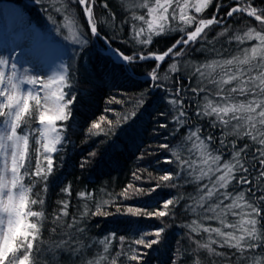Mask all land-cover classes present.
I'll return each mask as SVG.
<instances>
[{
    "label": "snow or ice",
    "instance_id": "obj_1",
    "mask_svg": "<svg viewBox=\"0 0 264 264\" xmlns=\"http://www.w3.org/2000/svg\"><path fill=\"white\" fill-rule=\"evenodd\" d=\"M120 4L126 15L119 25L112 23L115 14L107 2L48 0L44 7L49 12L47 19L56 24L54 17L59 16L62 22L58 30H65L64 38L81 49H86L91 36L101 34L96 7L108 11L110 27L117 31L122 25L129 27L125 44L139 45L141 50L132 54L114 50V54L129 64L150 59L156 62L149 73L155 82L153 86L171 93L168 103L175 110L173 122L187 133L180 148L172 151L165 161L175 164L176 171H166L154 182L149 176L145 181L150 184L148 188L130 182L118 194L107 193L109 199L95 202V211L88 203L94 201V194L80 191L78 196L85 198V203L79 216L69 212L68 199L59 201L57 211L48 213L45 197L49 178L54 175L77 102L72 83L75 70L62 63L59 70L41 76L22 68L12 55L0 54V264H60L58 257L64 255L70 264H126V261L143 264L146 253L133 245L153 249L161 243L165 227L155 231L141 229L138 238L131 241L112 232L93 242L103 246L93 253L92 245H85L75 235L85 233L79 224L90 215L129 214L162 219L174 215L175 207L185 199L192 201L187 208L196 214V219L187 225L194 244L192 264H202L198 258L202 251L228 264H264V185L254 176L257 163L264 167V8L252 6V0H237V6L229 9L228 17L246 14L258 23L242 32L228 35L229 29L225 28L218 34L229 45L237 42L236 53L224 57L223 51L214 45L205 49L218 58L193 66L196 86L185 94L190 91L198 99L189 102L181 95L184 90L178 80L173 82L175 91L161 82L170 79L167 74L160 76L161 63L182 56L193 45L203 47L209 43L208 31L223 23L216 13L226 5L215 0V13L205 18L197 14L212 6L214 0H120ZM75 5L81 6L85 15L86 31L82 30ZM177 32L178 38L164 52L146 51L155 37ZM246 43L249 46L240 47ZM179 71L177 62L168 67V73ZM144 96L142 93L135 101V108L146 103ZM136 114L133 110L122 119L126 121ZM105 120L106 117H100L101 122ZM201 121L209 129H218L220 136L205 132ZM112 123L107 120L108 125ZM93 129L100 130V122L91 123L88 132L102 134V130L93 133ZM132 175L134 180H143L137 172ZM259 177L264 179V171ZM178 181L193 185L195 194H188L187 198L177 195L163 202L149 201L141 206H123L124 200L151 197L161 189H178L182 187ZM61 191L71 196L70 186ZM117 199L121 206L116 213L106 211V206H115ZM213 221L217 222L216 226ZM150 236L153 238L148 239ZM195 237L205 238L202 242ZM114 241L119 244V250ZM184 255L181 253L178 258Z\"/></svg>",
    "mask_w": 264,
    "mask_h": 264
},
{
    "label": "trees",
    "instance_id": "obj_2",
    "mask_svg": "<svg viewBox=\"0 0 264 264\" xmlns=\"http://www.w3.org/2000/svg\"><path fill=\"white\" fill-rule=\"evenodd\" d=\"M0 1L14 3L20 7L28 23L36 24L39 27L45 28L48 24H52L58 28L62 22L59 16L54 17L57 21L56 24L47 19L49 12L45 10L44 6L48 0H43V3H40L39 0ZM102 2H107L108 8L115 14L112 23L121 24L126 13L121 7L120 0H98V4ZM220 3L226 6H221L216 15L218 19H223V23L214 25L212 30L208 31L209 43H205L203 47L200 45L191 46L185 50L182 56L173 60L166 59V62L161 63L159 69L161 77L165 74L170 77L169 80H161V82L175 91L176 85L173 82L178 80L180 87L184 90L181 95L189 102L198 99L190 91L185 94L187 89L196 86L195 77L192 76L193 66L218 58L215 53L205 49H211L214 45L216 49L223 51L224 57L236 53L237 42L233 41L229 45L225 42L226 38L218 34L225 28L229 29L228 35L233 32H242L244 28L255 27L258 23L246 14L243 16L234 14L233 17L226 15L231 7L237 6V0H220ZM252 6L258 9L264 8V0H252ZM75 11L82 24V30L86 31L88 24L81 6L75 5ZM94 12L98 18V26L101 28L100 36H91L86 49H81L79 45L70 46L67 43L65 64L71 65L75 70L72 83L74 85L73 94L77 96V102L73 106V119L68 122L66 140L59 154L54 175L49 178V187L45 197L48 213L57 211L58 202L68 199L69 212L79 216L85 203V198L78 196L80 191H91L94 194V201H88V203L89 207L95 211V202L109 199L107 193L114 195L120 193L130 182L148 188L150 184L145 181L149 176L154 182L155 178L164 172L176 171L175 164H168L165 161L171 156L172 151L180 148L187 134L184 128H179L173 122L172 116L175 110L168 103L171 93L166 92L165 88L153 86L155 82L150 79L149 73L155 67L156 62L150 59L129 64L108 52L107 49L111 47L125 54H132L141 48L139 45L125 44L124 41L129 39L130 35L127 25H122L117 31L114 27L109 26L107 10L96 7ZM214 13L215 0L212 6L197 15L211 18ZM64 31L61 29V32ZM178 36L177 32L155 37L153 45L149 46L146 51L162 53L172 46ZM107 42L110 43V46L107 45ZM249 43L255 44L256 41ZM247 46H249L248 43L240 47ZM173 62H177L180 69L178 73H168V67ZM142 93L145 94L146 103L140 108H135V101L140 98ZM108 109L110 111H106ZM133 110L137 112L135 116H130L126 121L122 119ZM102 116L107 120H112L113 123L108 125L107 120L101 122L100 117ZM93 122L101 123V129H93V133L102 130V134L95 135L88 132V128ZM201 124L205 132L211 131L217 137L220 136L218 129H209L204 121H201ZM164 144H168L170 147L167 149L162 147ZM93 152L95 156L90 155ZM82 164L83 167H81ZM261 171H264V167L257 163L254 176L260 185H264V179L259 177ZM133 172L141 175L143 180H134ZM249 179L252 177L250 176ZM177 183L182 184V187L161 189L157 193H153L151 197L124 200L123 206L125 208L141 206L149 201L163 202L167 198L177 195H184L187 198L188 194H195L193 185L183 184L182 181ZM65 186H70L71 196L61 191ZM256 195L258 196L259 192ZM191 203L192 201L188 199L180 201L174 209V215L162 219L137 218L129 214L90 215L79 224V227L85 230L84 235L81 236L78 232L75 235L85 245H92L94 253L102 250L103 246L93 244V242L103 239L112 232H115L117 236L123 235L127 241H131L138 238L141 229L155 231L160 227H165L166 232L161 243L155 245L153 249L149 250L144 249L143 246L133 245V247L139 248L142 253H146L143 264H192L191 250L194 244L193 240L189 238L190 230L187 225L196 219V214L187 208V205ZM120 206L121 201L117 199L115 206H106L105 210L116 213L117 207ZM212 223L214 226L217 225L215 221ZM44 235L47 237L48 233L45 232ZM195 238L201 239L203 242L205 237ZM114 243L116 242L114 241ZM116 249L119 250L118 243H116ZM218 250L229 251L228 249ZM181 253L185 255L178 258ZM198 258L202 264H212L213 261L215 264H228L218 257L209 255L206 251H202ZM58 259L60 264H70L66 255L59 256ZM126 264H136V262L126 261Z\"/></svg>",
    "mask_w": 264,
    "mask_h": 264
},
{
    "label": "rangeland",
    "instance_id": "obj_3",
    "mask_svg": "<svg viewBox=\"0 0 264 264\" xmlns=\"http://www.w3.org/2000/svg\"><path fill=\"white\" fill-rule=\"evenodd\" d=\"M65 35L66 31L61 32L52 24L43 28L28 23L20 7L0 1V54L12 55L22 68H29L41 76L59 70V65L65 64L67 43L76 45L66 40ZM107 50L120 59L114 49L109 47ZM37 53L38 58H35Z\"/></svg>",
    "mask_w": 264,
    "mask_h": 264
},
{
    "label": "bare ground",
    "instance_id": "obj_4",
    "mask_svg": "<svg viewBox=\"0 0 264 264\" xmlns=\"http://www.w3.org/2000/svg\"><path fill=\"white\" fill-rule=\"evenodd\" d=\"M27 43H28V41H27ZM35 58H38V53L35 55ZM56 68H57V66H56Z\"/></svg>",
    "mask_w": 264,
    "mask_h": 264
},
{
    "label": "water",
    "instance_id": "obj_5",
    "mask_svg": "<svg viewBox=\"0 0 264 264\" xmlns=\"http://www.w3.org/2000/svg\"><path fill=\"white\" fill-rule=\"evenodd\" d=\"M107 45H108V46H110V43H109V42H107ZM120 60H121V59H120ZM122 61H123V60H122Z\"/></svg>",
    "mask_w": 264,
    "mask_h": 264
}]
</instances>
